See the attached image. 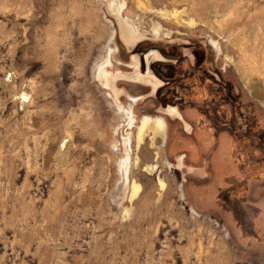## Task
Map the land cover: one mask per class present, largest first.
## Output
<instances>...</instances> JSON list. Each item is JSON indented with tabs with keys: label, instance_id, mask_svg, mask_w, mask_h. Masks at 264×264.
Listing matches in <instances>:
<instances>
[{
	"label": "rangeland",
	"instance_id": "rangeland-1",
	"mask_svg": "<svg viewBox=\"0 0 264 264\" xmlns=\"http://www.w3.org/2000/svg\"><path fill=\"white\" fill-rule=\"evenodd\" d=\"M0 264H264V0H0Z\"/></svg>",
	"mask_w": 264,
	"mask_h": 264
},
{
	"label": "crops",
	"instance_id": "crops-1",
	"mask_svg": "<svg viewBox=\"0 0 264 264\" xmlns=\"http://www.w3.org/2000/svg\"><path fill=\"white\" fill-rule=\"evenodd\" d=\"M201 85L198 87L199 91H202V89L206 90L207 84L202 82ZM205 96L199 95L195 100H200ZM217 109L212 110L210 107L206 111H202L198 107L190 111L187 110V112L182 111L183 113L176 109H169L165 110L167 114L164 115L169 117L170 120L173 119L181 123L183 130L193 135L195 146L192 155L196 158L201 157L202 159L203 156H206L207 150L211 149V142L215 139L216 129L222 124L220 123L221 119L218 117L221 111ZM189 115H192L194 118L192 120L189 119ZM213 115L216 117L215 119ZM142 128L143 130L147 129V131H157L158 134L161 133L163 135V141L168 140V123H166V119L162 116L146 117L142 120Z\"/></svg>",
	"mask_w": 264,
	"mask_h": 264
},
{
	"label": "bare ground",
	"instance_id": "bare-ground-1",
	"mask_svg": "<svg viewBox=\"0 0 264 264\" xmlns=\"http://www.w3.org/2000/svg\"><path fill=\"white\" fill-rule=\"evenodd\" d=\"M126 27V26H125ZM125 31L126 32H123L124 33V36H126V38H128L129 40H131V38L133 37L132 35H131V31L130 30H127V29H125ZM122 36V35H121ZM133 39V38H132ZM125 41V40H124ZM127 42V41H126ZM128 43V42H127ZM129 45H130V43H129ZM136 79V78H135Z\"/></svg>",
	"mask_w": 264,
	"mask_h": 264
},
{
	"label": "flooded vegetation",
	"instance_id": "flooded-vegetation-1",
	"mask_svg": "<svg viewBox=\"0 0 264 264\" xmlns=\"http://www.w3.org/2000/svg\"><path fill=\"white\" fill-rule=\"evenodd\" d=\"M133 78L139 79V77H138V76H134Z\"/></svg>",
	"mask_w": 264,
	"mask_h": 264
}]
</instances>
